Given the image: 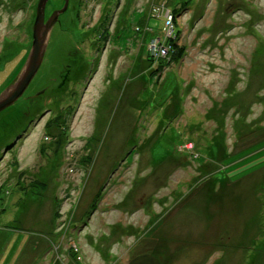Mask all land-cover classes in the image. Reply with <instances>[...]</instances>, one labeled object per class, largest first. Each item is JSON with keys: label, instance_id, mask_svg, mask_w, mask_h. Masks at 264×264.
<instances>
[{"label": "rangeland", "instance_id": "374dc122", "mask_svg": "<svg viewBox=\"0 0 264 264\" xmlns=\"http://www.w3.org/2000/svg\"><path fill=\"white\" fill-rule=\"evenodd\" d=\"M38 2L0 0V94ZM142 253L264 264V0H70L0 113V264Z\"/></svg>", "mask_w": 264, "mask_h": 264}, {"label": "water", "instance_id": "95a60500", "mask_svg": "<svg viewBox=\"0 0 264 264\" xmlns=\"http://www.w3.org/2000/svg\"><path fill=\"white\" fill-rule=\"evenodd\" d=\"M49 1L39 0L38 2L29 55L18 77L0 94V113L13 106L23 97L37 76L44 62L51 33L59 22L60 16L67 11L70 0H65L64 7L55 10L47 18L46 10ZM128 264H160V262L151 254H141L132 259Z\"/></svg>", "mask_w": 264, "mask_h": 264}, {"label": "trees", "instance_id": "16d2710c", "mask_svg": "<svg viewBox=\"0 0 264 264\" xmlns=\"http://www.w3.org/2000/svg\"><path fill=\"white\" fill-rule=\"evenodd\" d=\"M172 40H171V38H170V42H169V48L173 51V53L175 54V53H180V54H182L183 53V51H182V48H181V50L179 51V48H178V46L175 44L176 43V41L175 40H173V42H171ZM62 77V76H61ZM22 190H24L23 188H22ZM2 210V212L1 213H3V208L1 209Z\"/></svg>", "mask_w": 264, "mask_h": 264}, {"label": "bare ground", "instance_id": "6f19581e", "mask_svg": "<svg viewBox=\"0 0 264 264\" xmlns=\"http://www.w3.org/2000/svg\"><path fill=\"white\" fill-rule=\"evenodd\" d=\"M161 45H163V46H164V43H162ZM165 49H166V47H165ZM168 51H170V52H173V51H172L170 48H169V50H168ZM260 135H262V133H261ZM262 137H263V136H262ZM155 217H158V216H157V215H155ZM142 254H143V253H142ZM137 256H138V255H137ZM135 257H136V256H135ZM135 257H134V258H135ZM134 258H133V259H134ZM156 258L158 259V257H156Z\"/></svg>", "mask_w": 264, "mask_h": 264}, {"label": "flooded vegetation", "instance_id": "af4514ba", "mask_svg": "<svg viewBox=\"0 0 264 264\" xmlns=\"http://www.w3.org/2000/svg\"><path fill=\"white\" fill-rule=\"evenodd\" d=\"M186 260H187V257H186Z\"/></svg>", "mask_w": 264, "mask_h": 264}]
</instances>
